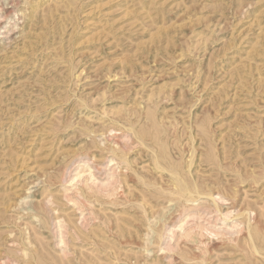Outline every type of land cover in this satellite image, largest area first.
Here are the masks:
<instances>
[{"label":"rangeland","instance_id":"1","mask_svg":"<svg viewBox=\"0 0 264 264\" xmlns=\"http://www.w3.org/2000/svg\"><path fill=\"white\" fill-rule=\"evenodd\" d=\"M0 264H264V0H0Z\"/></svg>","mask_w":264,"mask_h":264},{"label":"bare ground","instance_id":"2","mask_svg":"<svg viewBox=\"0 0 264 264\" xmlns=\"http://www.w3.org/2000/svg\"><path fill=\"white\" fill-rule=\"evenodd\" d=\"M212 197V196H211ZM213 198V197H212Z\"/></svg>","mask_w":264,"mask_h":264}]
</instances>
